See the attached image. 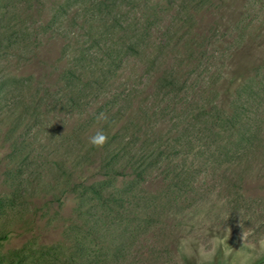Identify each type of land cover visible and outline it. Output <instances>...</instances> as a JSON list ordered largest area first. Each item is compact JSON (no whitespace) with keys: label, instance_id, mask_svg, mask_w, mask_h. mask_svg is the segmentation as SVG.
<instances>
[{"label":"rangeland","instance_id":"obj_1","mask_svg":"<svg viewBox=\"0 0 264 264\" xmlns=\"http://www.w3.org/2000/svg\"><path fill=\"white\" fill-rule=\"evenodd\" d=\"M104 1L0 0V196L18 187L34 195L0 218V236L9 235L0 256L17 259L24 248L31 264L33 247L58 243L66 261L86 229L102 236L101 223L77 210L76 194L64 192L66 168L56 161L84 152L110 118L109 133L137 134L135 151L163 138L185 150L198 144L201 155L181 152L136 180L119 168L105 188L135 198L124 222L112 220L102 239L88 236L98 251L90 264H264V0H126L115 12L112 5L111 14H122L118 29L131 25L144 36L132 55L107 40ZM118 29L111 33L128 32ZM89 36L98 42L90 46ZM175 65L192 88L160 92L158 80ZM67 71L79 78L66 89L73 102L62 90ZM201 103L209 114L198 112ZM192 113L197 127L187 126ZM233 115L242 126L230 128L240 133L218 124ZM245 131L250 138L239 139ZM197 133L207 138L199 142ZM91 161L79 169L89 183L104 177Z\"/></svg>","mask_w":264,"mask_h":264},{"label":"trees","instance_id":"obj_2","mask_svg":"<svg viewBox=\"0 0 264 264\" xmlns=\"http://www.w3.org/2000/svg\"><path fill=\"white\" fill-rule=\"evenodd\" d=\"M132 1V0H130ZM128 0V3H131ZM104 1V4L107 5V13L110 15V21L107 19L103 20V25L106 30V38L107 40H111V38L119 44L116 46V48L119 51H122L124 49L125 54H134L141 50V48L144 47V42L140 43V41L145 40L141 36V34H137L138 29L133 28L131 25H128L127 27H122L121 29H118V26H122L121 18L122 14L119 12L114 13L117 10H121L118 8L119 4L122 2H126V0H110L108 2ZM199 1L198 3H200ZM134 3V1L132 2ZM197 3V4H198ZM115 5V10L113 14H111L110 6ZM148 6V5H147ZM144 9H146V7ZM152 6V9L159 6V2L154 3ZM192 6L191 4L188 6ZM187 7V8H188ZM156 10V9H154ZM191 17V18H190ZM186 17L183 19V22L188 23L190 19H193V16ZM151 17H148L146 21L150 22ZM113 21V22H112ZM118 30H128L127 37H122V34L118 37L116 32H112L114 28ZM132 27V29L130 28ZM130 28V30H129ZM135 29V30H134ZM132 30H134V34H132ZM147 32V29H146ZM114 33V34H113ZM120 33V32H119ZM91 43L90 46H93V42H98L97 39L90 37ZM143 38V39H142ZM194 43L195 47L200 46V43L197 42L195 39H192L191 41ZM188 41H185L187 45L191 43ZM184 43V44H185ZM148 44V43H147ZM198 44V45H197ZM187 46V47H188ZM107 49V56L108 58H113L115 55V51L111 45H106ZM104 47H101L100 49H103ZM199 48V47H198ZM87 49V48H84ZM99 49V50H100ZM90 51V50H89ZM87 51H84L86 54ZM202 54L199 56L201 59ZM114 63H110L108 67L110 68ZM181 71L178 69V67L175 65L170 71H168L166 74L162 75L160 79L157 82V90H160V92L163 93H179L185 86L186 89H191L189 85H187V81L182 80V75H180ZM78 76L74 73V71H67V75L64 76V88L62 89L65 93L66 89L70 86H73L72 89H69L68 92L74 91L76 88L77 82L79 81ZM101 79L98 78L95 80L96 83H89L85 84L81 89L78 90L79 94L83 92L84 94H87L94 90L96 88V85L102 84L104 81H108V79L103 76ZM74 92V93H78ZM69 93H67L68 95ZM69 99L73 102L75 98L69 97L68 95V102ZM202 104V103H201ZM198 112L204 115H207L209 113L206 109V106L202 104L199 106ZM113 114L111 115V117ZM192 119L195 120L194 123L192 121H188L187 126H196L198 125V118L194 116V113L191 114ZM204 119V118H203ZM111 120L108 118V122L111 125ZM205 120V119H204ZM206 122V121H205ZM221 127L225 126L232 131V133L239 132L238 128L231 129L230 127H241L242 126V120H240L239 116H231L227 117L225 119V122L222 123L220 121L218 123ZM110 125H105V127H102L99 131H103L108 136V142L102 147V148H96L93 146H90L89 143L87 144V147L85 148V151L77 153V155L72 159H64L63 161H56L61 166L64 165L66 168V175L64 177V186L66 194L69 195V193H75L78 200H79V207L77 210H79V213L82 214L84 219L87 223L97 224L101 223V227L103 229L102 236L96 237V232L91 229H86L85 235H78V237H75V240L72 244V252L68 260L63 261L61 258V253L65 252L64 248L61 244H50L47 246L44 245H38L37 247H33L31 250L33 261L31 264H90L92 263L93 257L98 255V251L89 243L88 236L92 238H99L102 239L104 236H106V227H109V223L114 221L124 222L127 219V214H124L125 211L129 208V204H131V198H135L134 196H129L126 191L124 193H115L113 191H110L109 189L105 188V184L108 182H113L115 180L119 179V175L123 174V171L125 172L124 175L128 176L129 174L133 176L132 180L141 179L144 173V168H153L156 167V164L159 162L165 161L168 158H171L174 155H177L181 152L187 153H193L195 156L201 155V148L197 145V147L191 146V150H185L182 147L176 146V141L173 140V144H170L167 140L166 143H163V138L161 139V142L159 141L152 150H147V147L145 145L141 146V150L135 151L134 145H135V139L136 135L135 133H128L126 132V129L124 128H118L114 133H109L110 129L113 127H110ZM109 127V128H107ZM125 127V126H121ZM191 135V134H189ZM239 139L250 138V135H248V131H245L241 133V135L237 136ZM207 138V135L202 133H197L195 136V139L199 142L203 139ZM193 142L192 136L190 137L189 141ZM180 143H178L179 145ZM197 150V151H195ZM86 159V160H85ZM73 160V162H71ZM93 163H96L95 169L98 170L99 174H102L104 177L102 179H97L93 182L87 181L80 173L79 169H85L86 167H89ZM68 161V162H67ZM57 165V164H56ZM58 166V165H57ZM123 168L119 170V168ZM128 168H131V171H128ZM64 192H62V195L60 197V201L62 200V197H64ZM34 195H31L28 191H21V189L16 188L12 192L11 195H1L0 196V218H2L6 212L13 207L16 203H19L21 205L23 199H28L29 197H33ZM20 215L23 216L21 213ZM93 232V233H92ZM3 233V232H2ZM4 232L2 236H0L1 239H6L9 237L8 233ZM93 249L96 250L93 252ZM26 253L24 248L19 249L16 252V258L17 259H7L6 256H0V264H25L26 259Z\"/></svg>","mask_w":264,"mask_h":264},{"label":"clouds","instance_id":"obj_3","mask_svg":"<svg viewBox=\"0 0 264 264\" xmlns=\"http://www.w3.org/2000/svg\"><path fill=\"white\" fill-rule=\"evenodd\" d=\"M99 119L107 120V116L103 113L100 114ZM108 142V136L103 131H97L94 135L90 136L88 143L90 146L102 148Z\"/></svg>","mask_w":264,"mask_h":264}]
</instances>
